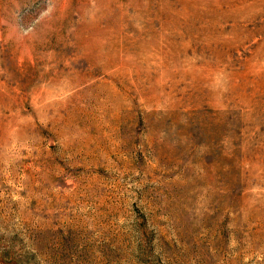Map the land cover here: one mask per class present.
<instances>
[{"label":"rangeland","instance_id":"374dc122","mask_svg":"<svg viewBox=\"0 0 264 264\" xmlns=\"http://www.w3.org/2000/svg\"><path fill=\"white\" fill-rule=\"evenodd\" d=\"M0 264H264V0H0Z\"/></svg>","mask_w":264,"mask_h":264}]
</instances>
